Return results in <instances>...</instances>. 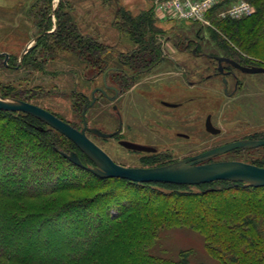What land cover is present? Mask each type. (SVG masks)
Listing matches in <instances>:
<instances>
[{"label":"rangeland","instance_id":"obj_1","mask_svg":"<svg viewBox=\"0 0 264 264\" xmlns=\"http://www.w3.org/2000/svg\"><path fill=\"white\" fill-rule=\"evenodd\" d=\"M242 1L248 2L255 9V13L252 17L250 16L251 19L244 21L243 25H246L248 30L250 22L258 18V15H255L258 14L257 4L249 0H230L218 6L211 12L207 20L208 24L164 18L154 19L153 22L162 30L158 35L153 34L149 25L139 30L138 27L141 26L142 21L135 20L146 15V11L151 9V0H60L58 14L60 23L63 24V19L69 21L68 25L77 31V36L82 39L80 41H90L97 46H116L121 48L124 55H129L135 49V45L145 47L154 44L176 45L181 43V40L184 44L237 47L235 42L227 39L226 33H222L214 21L232 20L225 19L224 12L233 4ZM56 6L57 0H0V53L14 54L21 62L20 58L25 49L24 37L33 39L35 36L33 31L35 20L30 14L40 11L52 13ZM129 11L135 14V19H129L127 16ZM119 13L125 15L126 19L122 20ZM247 30L243 32L242 38H248ZM77 52L75 57H72L68 50L60 49L55 62H49L46 71H42L45 76L35 70L27 79L19 71H10L1 57L0 97L17 98L16 96L19 97L25 86L30 88L42 84L45 92L49 94L33 102L55 113L74 128L81 129L83 101L75 94V88L90 94L93 88L100 86L102 82L98 65L91 64L89 67L80 51ZM37 53V50L29 53L26 59L34 60ZM242 53L264 64V33L258 42L252 43L251 47L246 51L242 50ZM52 70L57 77L50 76ZM262 78H264L263 75L252 77L249 84L252 88L251 93H263L264 100V92H260V88H263L260 85ZM124 85L129 89L132 83L125 80ZM138 92L147 94L142 89ZM140 101L144 102L142 99ZM112 104L113 102L105 99L97 102L86 114L89 123L106 132L116 129L118 123L112 111ZM120 105L125 112L126 122L128 120L124 138L135 140V90L127 93ZM216 115L221 126L227 129L225 136L220 138V143L240 139L254 132L253 129L259 132L258 139L264 138L263 126L257 125L256 128H251L250 132L238 131L237 129L242 128L239 124L245 120L237 111L231 115L224 111ZM0 118L3 122L14 125L21 123L22 119L26 118V114L0 110ZM239 120L242 122L239 123ZM34 123L44 128V132L38 133L34 139L41 140L40 137H42L43 143L58 146L66 153L75 151L87 166L93 167V162L67 137L39 119L34 120ZM91 137L121 166L129 168L163 166L160 162L142 160L143 154L135 157L134 152L121 148L114 139ZM205 139V137H198L189 146L201 148V150L208 148L211 145L207 146ZM172 152L174 160L168 163H174L182 157V155H176V150ZM227 160L242 161L264 168V147L238 150L217 157L213 161ZM66 171L86 187L80 191L71 192L70 198H94L97 195L109 193L99 198L102 201L101 204L108 207L117 205L123 208L125 204L129 205L132 202H140L144 205L151 203L146 207V211L136 216L135 221L147 222L146 219H149L151 223L162 225H159L156 234L146 240L138 254L146 255L151 260H163L167 264H264V188H252L245 183L226 181L184 186L164 183H130L121 179L105 180L80 171L70 164ZM96 206L92 205L91 208ZM158 209L166 217L161 218ZM201 211H204L205 217L207 212L208 218L198 215ZM112 213L117 214V210L115 209ZM241 233L245 234L242 238L239 237ZM118 253L121 256L125 254L128 256L126 249ZM132 256L137 257L135 253Z\"/></svg>","mask_w":264,"mask_h":264},{"label":"flooded vegetation","instance_id":"obj_2","mask_svg":"<svg viewBox=\"0 0 264 264\" xmlns=\"http://www.w3.org/2000/svg\"><path fill=\"white\" fill-rule=\"evenodd\" d=\"M58 9L59 6L57 9L54 8L52 13L40 11L30 14L35 20L33 30L35 36L33 39L24 37L23 59L20 62L11 53H5L8 56L2 57L4 65L10 71H19L25 79L29 78L35 70L45 76L42 71L46 69L49 62H55L60 51L61 23ZM151 9L157 19L155 8ZM132 14L135 16L133 12ZM69 32L72 35V43L67 50L72 57H75L77 47L74 44V37L77 31L72 29ZM180 42L176 45L154 44L148 47L135 45V49L129 55H124L121 48L116 46L100 45L98 52L100 60L96 62V65L99 67L101 85L94 87L90 94L75 88V94L83 101V127L78 130L84 128L86 120L89 128H97L103 133L113 134L110 138H103L87 132L92 141L94 140L91 136H95L104 140L114 139L124 149L127 148L122 145V142L143 146L149 151L127 150L134 152L135 157L143 154L142 160L160 162L161 165H167L174 160L172 150H176V155H182L180 160H184L234 142L264 140V138L258 139L259 132L253 129L257 125L264 127L263 93L252 94L249 84L252 77L264 76V73L252 74L243 69L252 66L264 68V64L243 54L237 47L184 44L182 40ZM78 47L80 48V45ZM36 50L38 53L34 60L26 59L29 53ZM86 63L89 67L92 64L90 61ZM54 74L52 70L50 76L53 77ZM125 80L132 83L129 89L124 85ZM260 85L263 87L260 88V92H264V78ZM140 89L147 94L139 93ZM132 90H135V140H128L124 138L128 120L126 122V115L120 102ZM48 94L49 92H45L42 84H39L30 88L25 86L19 97L16 96L18 99H9L25 101L43 108L33 100L47 97ZM101 99L113 102L112 111L116 115L118 126L109 132L92 126L86 118L87 112ZM141 99L144 102H141ZM85 109L87 110L84 115ZM223 111L228 115L235 111L239 112L245 121L239 120V123L242 122L239 126L242 128L237 130L250 132L252 128L254 132L240 139L220 143V138L225 136L227 129L221 126L216 113ZM208 121L218 130V133L213 134L208 131ZM198 137H205L204 142L207 146H211L202 148L203 150L189 146ZM238 150L251 149H235L228 153ZM217 157L208 162H215L213 160Z\"/></svg>","mask_w":264,"mask_h":264},{"label":"trees","instance_id":"obj_3","mask_svg":"<svg viewBox=\"0 0 264 264\" xmlns=\"http://www.w3.org/2000/svg\"><path fill=\"white\" fill-rule=\"evenodd\" d=\"M249 1L257 4L258 14L255 15L258 18L250 22L248 30L243 24L252 16L242 20L214 21L222 33H226L227 39L243 51L258 42L264 33V0ZM145 14L136 19L132 13L127 16L142 21L139 30L149 25L153 34L158 35L162 30L153 22L156 19L153 9ZM119 15L122 20L126 19L122 13ZM63 21L59 47L67 50L72 43L69 31L74 28L68 25L69 21ZM245 30L248 32L246 39L242 38ZM80 40L76 34V52L80 51L85 61L95 65L99 46ZM34 120L36 118L26 114L21 123L10 125L0 118V264H167L138 254L146 240L162 225L151 223L149 219L147 222L135 221L151 203L132 202L123 208L108 207L101 204L99 198L109 193L94 198H70L71 192L86 187L66 171L69 164L93 174L64 158L61 155L64 151L58 146L43 143L42 137L41 140L34 139L44 132ZM92 205L97 206L91 208ZM115 209L117 214L114 215ZM158 212L161 218L166 217L159 209ZM198 215L205 217L204 211ZM208 216L206 212L205 218ZM243 234L239 237H244ZM124 249L128 256L119 255L118 252ZM133 253L137 257L134 258Z\"/></svg>","mask_w":264,"mask_h":264},{"label":"water","instance_id":"obj_4","mask_svg":"<svg viewBox=\"0 0 264 264\" xmlns=\"http://www.w3.org/2000/svg\"><path fill=\"white\" fill-rule=\"evenodd\" d=\"M60 0H57V7ZM28 51V50H27ZM8 56L0 53V58ZM24 54L21 56L23 59ZM248 73H264L263 67L243 68ZM0 110L23 112L31 115L71 140L92 162L93 167L86 166L77 152L61 155L74 165L92 173L102 179H123L135 183H164L172 185L196 186L210 184L217 181L245 183L252 188H264V168L241 161L208 162L213 158L235 149H253L264 147V140L238 141L227 144L190 159L180 160L171 164L152 168H129L117 164L100 146L92 141L87 132L103 138H110L113 134H106L97 128H89L85 120L82 130L74 128L68 122L58 118L49 111L17 99L0 97ZM84 112V115L86 113ZM208 131L216 134L218 130L208 121ZM127 149L149 151L147 148L130 142H122Z\"/></svg>","mask_w":264,"mask_h":264},{"label":"built area","instance_id":"obj_5","mask_svg":"<svg viewBox=\"0 0 264 264\" xmlns=\"http://www.w3.org/2000/svg\"><path fill=\"white\" fill-rule=\"evenodd\" d=\"M230 0H151V8H155L156 15L161 19L191 21L207 23L211 12L218 6ZM229 8V7H228ZM255 13V9L248 2L233 4L224 12L225 19L242 20ZM208 24V23H207Z\"/></svg>","mask_w":264,"mask_h":264}]
</instances>
